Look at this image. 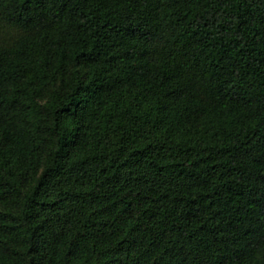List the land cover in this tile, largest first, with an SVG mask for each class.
<instances>
[{
	"label": "trees",
	"instance_id": "obj_1",
	"mask_svg": "<svg viewBox=\"0 0 264 264\" xmlns=\"http://www.w3.org/2000/svg\"><path fill=\"white\" fill-rule=\"evenodd\" d=\"M0 264H264V0H0Z\"/></svg>",
	"mask_w": 264,
	"mask_h": 264
}]
</instances>
